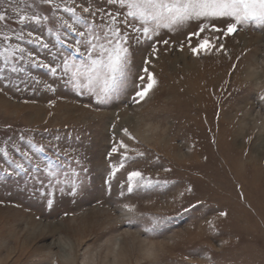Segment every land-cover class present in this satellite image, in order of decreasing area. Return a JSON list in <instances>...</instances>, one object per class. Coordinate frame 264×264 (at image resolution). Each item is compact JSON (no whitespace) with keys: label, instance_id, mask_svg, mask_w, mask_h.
I'll return each mask as SVG.
<instances>
[{"label":"rangeland","instance_id":"374dc122","mask_svg":"<svg viewBox=\"0 0 264 264\" xmlns=\"http://www.w3.org/2000/svg\"><path fill=\"white\" fill-rule=\"evenodd\" d=\"M12 27L55 43L51 25ZM196 27L131 40L128 79L104 103L33 63L0 76V147L25 165L0 153V264H264V26H241L223 39L227 54L210 55L188 46ZM144 68L157 84L135 103ZM29 141L54 163L56 147L59 183L15 151ZM120 141L130 159L111 152ZM133 170L152 183L129 193Z\"/></svg>","mask_w":264,"mask_h":264},{"label":"snow or ice","instance_id":"6c2138e0","mask_svg":"<svg viewBox=\"0 0 264 264\" xmlns=\"http://www.w3.org/2000/svg\"><path fill=\"white\" fill-rule=\"evenodd\" d=\"M9 7L11 12L7 9L0 11V76L5 70L23 72L24 68L18 66L20 62L33 63L48 69L52 76L59 72L76 89L94 96L97 103L106 102L125 85L131 61L130 41L133 39L137 43L142 39L152 40L160 35L161 30L171 32L195 23V31L189 32L186 37L194 55H210L213 51L227 54L225 43L222 42L224 38L235 34L241 26H264V0H104L103 6H98L97 0H31L30 3L28 0H16L15 6H12L10 0ZM26 24L51 25L47 31L54 35L55 43L46 41L32 31L25 33L23 27L19 31L12 27ZM193 38L198 40L195 47L192 46ZM23 43L48 50L52 60L49 63L37 60L32 50L22 46ZM163 43L168 44L169 41L164 40ZM52 49H55L54 53ZM156 51L157 48L153 46L152 52ZM145 63L149 61L145 60ZM143 71L147 74L148 82L143 84L145 76H139L142 86L135 92V103L144 100L157 84L155 76L147 68ZM260 99L264 100V93ZM124 132L133 138L127 129ZM50 148L57 157L55 163L45 155L44 145L37 146L31 141L30 151L20 148L15 151L23 160L35 163L36 170L43 171L50 182L55 180L59 183L60 154L55 146ZM119 149H124V158L130 159L127 156L130 150L127 144L120 141L111 152L116 153ZM0 153L9 165L24 170V163L9 159L11 154L6 147H0ZM40 156H43V160ZM41 164L44 165L43 169ZM123 167V162L119 168L114 167L110 179ZM64 175L67 180V173ZM151 183L139 170L127 174L129 193ZM120 194L123 196V191ZM123 207L128 212L135 211L134 205L124 204ZM220 215L226 216L227 213L221 212Z\"/></svg>","mask_w":264,"mask_h":264}]
</instances>
